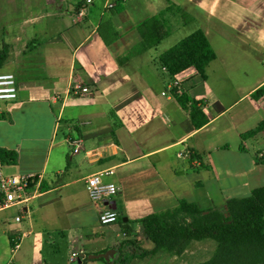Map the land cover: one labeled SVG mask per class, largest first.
<instances>
[{
    "label": "crops",
    "instance_id": "1",
    "mask_svg": "<svg viewBox=\"0 0 264 264\" xmlns=\"http://www.w3.org/2000/svg\"><path fill=\"white\" fill-rule=\"evenodd\" d=\"M125 5L123 27L110 10ZM171 7L186 16L182 25L190 23L186 35L199 28L214 52L204 78L192 68L170 77L157 60L168 47L152 53L160 41L141 45L142 23L153 14L163 21ZM158 12L152 0H0V72L11 73L17 87L14 100L0 102V148L14 152L11 161L0 158V171L39 180L25 201L0 209V254L32 233L33 204L52 215L46 228L59 233L65 211H77L79 222L92 218L93 231L78 234L82 243L72 251L75 264H91L137 237L150 250L139 231V219L149 213L172 210L179 201L202 214L222 213L264 185V130L239 136L264 122V93L250 97L264 83V0H164ZM75 86L86 91L74 92ZM180 95L198 108L197 127L177 102ZM68 137L78 140L75 151ZM104 171L110 173L102 180L117 190L94 203L85 179ZM60 175L67 179L52 185ZM80 182L86 201L57 192ZM61 197L69 205L53 210ZM99 206L112 208L116 220L99 224ZM116 231L121 238L114 241Z\"/></svg>",
    "mask_w": 264,
    "mask_h": 264
},
{
    "label": "trees",
    "instance_id": "2",
    "mask_svg": "<svg viewBox=\"0 0 264 264\" xmlns=\"http://www.w3.org/2000/svg\"><path fill=\"white\" fill-rule=\"evenodd\" d=\"M156 24H146L147 35L142 36L141 45L154 46L163 37L164 31ZM214 57L202 31L196 28L159 53L157 60L170 77L192 68L200 78H204L206 65ZM263 93L264 83L253 90L250 97L256 99ZM176 100L188 110L194 126L202 123L195 121L200 112L190 99L180 95ZM261 130H264L263 121L239 136L243 140L253 138ZM13 156V151L0 148L2 162L13 160ZM263 208L264 185L254 188L247 197L230 202L222 213L202 214L192 202L179 201L170 211L149 213L139 219L142 238L153 244L144 253L160 249L178 254L188 242L210 238L217 242L216 251L201 264H254L257 255H264ZM185 217L190 219L186 221ZM107 258L108 264H123L119 252Z\"/></svg>",
    "mask_w": 264,
    "mask_h": 264
},
{
    "label": "rangeland",
    "instance_id": "3",
    "mask_svg": "<svg viewBox=\"0 0 264 264\" xmlns=\"http://www.w3.org/2000/svg\"><path fill=\"white\" fill-rule=\"evenodd\" d=\"M90 0H88L89 2ZM111 1V0H109ZM113 1V0H112ZM94 3L99 2V0H93ZM111 3V2H110ZM147 3V0H146ZM153 6L156 7V12H158L160 5L164 3V0H152ZM112 4V3H111ZM111 11V12H110ZM110 11H106L105 13L107 16L110 13L114 14V18H122L118 20L120 25L124 27L125 24L127 26L128 20L126 15H128V6L125 5L122 12H118L117 8H113ZM110 12V13H109ZM83 13V11H82ZM153 13V12H151ZM159 13V12H158ZM117 14V15H116ZM106 16L101 15L100 21L101 23L104 22ZM159 14H153L151 18H148L145 22L142 23L144 27L145 24L149 22L151 24H156L161 22V25H165L162 27V31L168 30L167 35H163V37L159 40L160 42L156 45L155 48L149 50V52L157 53L158 51L165 49L175 43L176 40L186 35L189 31L191 25L190 23L181 24V22H185L186 16L182 13V11L177 10L174 7H171L169 12H164L163 21L159 20ZM165 24H162V23ZM111 25V22L109 26ZM158 26V24H156ZM146 26V25H145ZM195 29V28H194ZM111 29L107 32L106 39H111ZM214 74L210 75L209 77H213ZM66 146V145H64ZM65 148H69L66 146ZM11 167L9 165L3 166L2 170L3 173L9 174ZM62 175L59 176L57 180H53L52 185H57L62 181L66 180L67 178H60ZM81 186L82 182L75 183L69 186H64L60 188L57 192L63 196V193H68L73 195L77 198L83 199V195L81 194ZM55 192L49 194V196H54ZM86 201V198H84ZM62 204L53 203L51 205L52 209H57L58 206L61 209L64 208L63 205L68 206L69 204L67 201L63 202L62 197L59 199ZM47 210H50V206L47 207ZM33 212L31 214V221H32V233L21 237L17 240V248L13 251L11 246H8V250L5 253H1L0 255V263L7 262V264H28L29 262L32 264H49L51 262L60 263V264H75L76 256L78 252H75L76 255L72 254L73 250L77 249L80 246V242L82 240L78 237V234H84L88 231H93L92 229L89 230L91 225V219L88 214L84 215L87 216L86 219L82 222L76 220L77 218V211L70 212L65 211L63 212L65 216V220L63 223H57L62 228L59 231L48 230L46 226L50 225L45 224L47 219L51 220L52 215L44 216L42 215L43 210H40L36 207V205H32ZM66 209V208H65ZM9 212H13V209L7 210ZM51 211V210H50ZM170 211V210H169ZM45 228V229H44ZM102 228V227H101ZM103 229H98V233H100ZM102 233H106L104 230ZM118 236H115V233H111L113 240H119L121 238V234L119 231H116ZM97 234V233H96ZM141 235V234H140ZM32 236V238H31ZM143 239V238H142ZM145 240V239H143ZM146 241V240H145ZM123 242V241H122ZM130 243L125 246L124 249L119 250V256L122 260L123 264H201L206 260L210 259L213 253L216 251L217 242L210 238H203L201 240H192L182 249V251L178 254L169 253L167 251L162 250L161 253H156L155 251L151 253H144V250L141 246V239L137 237L136 239H131ZM102 241L92 242L94 246H100ZM118 243L115 244V247ZM121 244V243H120ZM149 244V243H148ZM123 243L121 244V246ZM150 245H152L150 243ZM144 247V245H143ZM116 249V248H115ZM111 250V249H110ZM118 250V247H117ZM77 251V250H76ZM147 251V250H146ZM12 252V253H11ZM110 252L109 250L103 252L107 253ZM81 253V252H80ZM109 255V254H108ZM72 258L74 261H69V258ZM264 259V255L260 254L256 256V261L254 264L262 262ZM106 261H103V258L92 262L91 264H108Z\"/></svg>",
    "mask_w": 264,
    "mask_h": 264
},
{
    "label": "built area",
    "instance_id": "4",
    "mask_svg": "<svg viewBox=\"0 0 264 264\" xmlns=\"http://www.w3.org/2000/svg\"><path fill=\"white\" fill-rule=\"evenodd\" d=\"M107 6H111L108 3ZM79 11L77 15H80ZM176 81H173L175 84ZM78 89L86 91L79 86L74 87V92ZM17 87L14 76L9 72H0V102L12 101L16 98ZM67 141L73 143V151L76 150L78 140L68 137ZM103 173H110V171L96 172L91 174L85 179V190L88 199L94 203H100L104 198L111 197L117 190L112 182H105L101 176ZM38 178L30 174H14L4 175L0 171V209L7 208L8 206L25 201L31 193L34 183H38ZM31 189V190H30ZM17 220L18 217H15ZM97 220L99 224H108L116 220V212L109 206H99L97 212ZM76 255V254H75Z\"/></svg>",
    "mask_w": 264,
    "mask_h": 264
},
{
    "label": "water",
    "instance_id": "5",
    "mask_svg": "<svg viewBox=\"0 0 264 264\" xmlns=\"http://www.w3.org/2000/svg\"><path fill=\"white\" fill-rule=\"evenodd\" d=\"M109 251L110 252L100 254V256H102L105 260H107L108 254H111V250H109ZM97 256H99V254H97ZM257 264H264V261L260 262V263H257Z\"/></svg>",
    "mask_w": 264,
    "mask_h": 264
}]
</instances>
